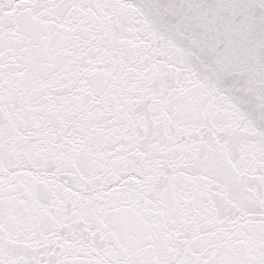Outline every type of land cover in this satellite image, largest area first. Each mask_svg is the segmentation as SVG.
<instances>
[{
  "label": "snow or ice",
  "instance_id": "obj_1",
  "mask_svg": "<svg viewBox=\"0 0 264 264\" xmlns=\"http://www.w3.org/2000/svg\"><path fill=\"white\" fill-rule=\"evenodd\" d=\"M0 264H264V0H0Z\"/></svg>",
  "mask_w": 264,
  "mask_h": 264
}]
</instances>
